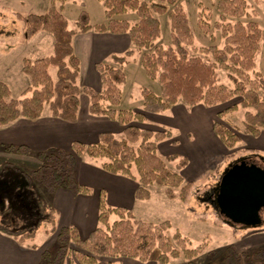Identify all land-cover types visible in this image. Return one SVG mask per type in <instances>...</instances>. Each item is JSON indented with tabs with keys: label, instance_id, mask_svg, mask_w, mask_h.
<instances>
[{
	"label": "trees",
	"instance_id": "16d2710c",
	"mask_svg": "<svg viewBox=\"0 0 264 264\" xmlns=\"http://www.w3.org/2000/svg\"><path fill=\"white\" fill-rule=\"evenodd\" d=\"M67 1L51 0L50 7L44 13L17 14V19L23 24L25 39L39 31L49 32L54 37V50L48 56L22 58L21 70L29 77V84L20 98L12 97L9 85L0 80V126L20 117L38 119L46 108L53 117L76 122L81 105L80 94L85 93L89 97L90 114L117 121L123 127V136L105 131L99 134L97 142L74 140L70 149L51 147L38 151L35 155L40 165L28 170L6 162L0 170V229L15 235L19 233L21 237L17 239L23 243L25 239L35 236L42 223H52L53 231H57V243L54 249L43 251L42 261L38 264H65V261L67 264H105L100 259L103 257L134 258L159 264L183 257L187 264H196L195 258L203 251V246L190 247L188 238L181 231L171 232L170 220L146 221L137 218L130 209L110 206L104 190L99 195L98 224L87 237H82L74 225L58 228L57 210L48 206L35 182L49 192L63 188L74 193L89 194L91 187L80 183L76 177L77 158L87 155L102 158L101 167L110 173L137 179L138 199L149 198L148 186L156 183L165 186L170 198L178 195L187 201L194 183L186 180L180 169L187 165L188 158L181 160L177 170L171 169L159 152V142L168 137V133L143 129L134 122L143 123L147 120V114L164 112L180 101L189 106H214L240 96L241 106L247 109L243 121L245 132L259 136L264 129V97L259 92L261 88L264 89V79L258 73V79L251 77L249 71L255 67V56L260 41L264 39V29L256 21L240 20L247 13L246 0H219L217 8L222 22H218L217 26L225 38V45L222 48L217 45L203 48L205 53L213 55L214 61H208L189 54L187 46L193 44L194 33L179 0H103L107 22L92 25L89 12L83 10L78 16V30L69 28L64 14ZM128 11L136 13V22L115 18ZM160 14H167L170 20L171 44L167 47L156 43L162 33ZM228 17L236 21H230ZM201 19L202 28L209 32L208 21ZM92 29L127 33L131 39V47L123 54H112V60L118 66L109 62L95 64L102 81L99 91L78 84L81 62L73 47L76 33ZM142 50L146 51L141 57V64L149 77L160 82L162 91L157 93L143 86L141 110L125 109L121 106V86L127 81L123 66L130 56ZM52 67L56 68L55 76L51 72ZM217 68L230 71L234 88L219 82ZM235 108L232 106L229 110ZM223 115V111L218 112L219 117ZM213 129L227 147H234L241 139L237 132L225 128L220 122L215 121ZM2 146L17 153L29 152L26 145ZM242 158L250 162L260 161V166L264 167V156L261 154H249ZM133 168L137 170V175L133 173ZM218 183L213 188L212 196L217 192ZM13 184L17 192H31L36 203L32 223L18 229L8 226L5 220V215L13 206L6 205L8 200L2 189L4 185L11 187ZM176 188L180 189L179 192ZM205 264H264V249L240 252L230 244L224 250L214 252Z\"/></svg>",
	"mask_w": 264,
	"mask_h": 264
},
{
	"label": "rangeland",
	"instance_id": "374dc122",
	"mask_svg": "<svg viewBox=\"0 0 264 264\" xmlns=\"http://www.w3.org/2000/svg\"><path fill=\"white\" fill-rule=\"evenodd\" d=\"M219 0H179L186 11L190 25L193 29L194 40L193 44L187 46L190 55H198L205 60L214 61L211 53H205L203 48L211 45H217L222 48L225 45V38L222 36L221 29L217 26L218 22H222L221 13L217 8ZM247 13L241 17L243 22L256 21L258 25L264 29V0H246ZM51 5V0H0V52H5L12 57L11 63L6 64V56L0 53V80L6 82L11 90L12 97L20 98L23 91L29 84V77L21 70L20 56L38 58L51 55L54 50V37L51 33L46 32V38L41 40H27L24 37L23 24L17 19V14H29L31 12L44 13ZM83 10H87L90 14V22L92 25L106 23L105 7L103 0H69L64 7V14L68 19L69 28L78 30V16ZM162 33L156 43L167 47L171 44V26L167 14L158 15ZM115 18L128 20L131 23L137 21V15L134 11H128L125 14H119ZM208 21L209 32H205L201 26V21ZM230 21H236L235 18L228 17ZM79 35V34H78ZM128 41V35L125 36ZM41 43V44H40ZM16 47V49H14ZM124 46L119 45L118 50L121 51ZM114 49V48H113ZM13 50V51H12ZM146 50L136 51L134 55L128 58V62L124 64V70L127 74V83L123 85L124 102L122 108L141 110L142 95L141 88L143 86L153 89L157 93H161L162 85L156 79L149 77L144 67L141 64V57ZM11 52V55H10ZM123 54V52H121ZM109 63L113 66H118L112 58ZM89 68V60L86 62ZM218 79L220 83L227 85L229 88H234L235 84L230 77V71L217 68ZM52 74L55 76L56 68H51ZM251 77L259 78L257 73L264 79V39L260 41V48L255 56V67L249 71ZM88 72H83L79 79L80 86L87 85ZM261 96L264 97V89L259 90ZM87 97V96H86ZM81 101H85V97H81ZM242 98L234 96L225 103H219L214 106H206L199 104L194 107L189 106L182 101L175 107L174 110L187 109L191 114L194 112L198 122V128L194 132H190L189 139H186V134L177 127L169 126L170 123L176 121V115L173 110L150 114L146 122H134L140 128L151 129L153 131H167L169 137L179 136L180 141L175 143V140H170L163 143L159 148L160 154L167 160L168 166L177 170L179 163L183 158H188L187 168L183 170V175L186 180H192L194 186L191 190L188 200H182L178 195L170 198L166 194L165 186L159 184H151L148 186L150 197L142 201L140 206H134L136 217L146 221L160 222L170 220L172 224L171 232L179 230L188 238L190 247L203 246V251L195 258L196 264H205L209 257L217 250H224L228 245L233 244L240 252H250L256 248L264 249V222L254 228L245 227L239 224H231L220 215L218 209L213 205L212 191L216 183L221 179L225 169L234 160L249 154L258 153L264 156V129L261 134L262 149H252L254 141L252 135L245 132L243 121L247 109L241 106ZM236 108L230 109L231 107ZM223 111L224 115L219 117L218 112ZM84 114V111L82 110ZM45 115H50L48 108L44 111ZM200 115L204 116L202 118ZM195 117V116H194ZM220 122L225 128L237 132L240 136V141L232 148L227 147L218 135L214 132V122ZM167 125L168 127L164 126ZM1 127V126H0ZM123 127H118L116 135L123 136ZM196 133V134H195ZM209 133V135H208ZM184 137V138H183ZM188 138V137H187ZM200 140L205 144L201 146ZM198 143L199 147L205 148V151L200 154L198 147L194 152V145ZM254 152V153H253ZM36 152L29 148V152L17 153L10 151L0 145V170L6 162H10L18 168L32 169L40 165L39 159L35 155ZM187 153V154H186ZM174 156V158H170ZM191 156V158H189ZM87 160L89 156L83 155ZM81 160L82 158H77ZM95 162L100 163L102 158H91ZM260 165V161H256ZM133 173L137 175V170L133 168ZM40 195L46 200L48 206L54 207V192H49L42 185L35 182ZM179 188L176 191L179 192ZM2 192H5L7 198V206H13V209L5 215V220L8 226L13 229H18L22 225L32 223L36 203L33 200L32 194L17 192L16 186H3ZM152 193V196H151ZM2 206V204L0 205ZM55 208V207H54ZM57 210V208H55ZM264 218V212L262 213ZM86 219H92L91 212L88 213ZM62 215L59 210L56 212V226L61 227ZM0 234L8 235L13 238H20L17 235L6 232L0 229ZM17 239V240H18ZM22 243V242H21ZM26 244H37L42 246V250L54 249L57 243V231H53V224L45 222L40 225L33 238H27L23 241ZM105 264H159L155 261L142 262L134 258H100ZM65 264L67 262L65 261ZM167 264H187V260L183 257L172 258Z\"/></svg>",
	"mask_w": 264,
	"mask_h": 264
},
{
	"label": "crops",
	"instance_id": "0c3cea01",
	"mask_svg": "<svg viewBox=\"0 0 264 264\" xmlns=\"http://www.w3.org/2000/svg\"><path fill=\"white\" fill-rule=\"evenodd\" d=\"M46 35L45 31H39L27 40H41L48 37ZM127 35L129 37L128 41L125 38ZM119 45L124 46L121 51L118 50ZM73 47L80 58V75L83 72L85 73V71L88 72V79L85 81L87 85L85 86L92 87L99 91L102 87V81L101 75L96 69L95 64L97 62L111 61L110 58H112V54L124 53L131 47V39L127 33L115 34L111 32H99L92 29L87 32L76 33L73 38ZM14 49H16V47ZM0 53L6 56V64H10L12 57L9 56L6 51ZM22 58L23 56H20V61ZM88 60L89 68L86 69V64H88L86 62ZM124 84L121 86L122 89ZM82 96L85 97V101H81L78 120L76 122L65 121L45 114L38 119L20 117L15 121L0 127V145H26L34 152L46 150L51 147L70 149L71 143L74 140H79L84 143H93L98 141L99 134L102 132H117L118 127L121 125L117 121L106 116L90 114L88 111L89 97L87 94L81 93L80 100ZM178 104L167 109L171 111L173 110V113L176 115L175 123L169 121L170 123L164 124L179 127L183 133L186 134L187 141L190 142L189 134L198 128L196 116L199 115H195L194 112H191L190 114L186 107L185 109L179 108V110H174ZM192 107L194 111V107L196 106ZM82 110L84 111V114L82 113ZM148 115L150 114H147V119L149 117ZM200 116L205 118L202 115ZM164 126L168 127L167 125ZM163 129L166 132H171L169 129ZM121 132H123V130ZM177 138H179V136L169 137L168 135V137L159 142V148H161L163 143H167L170 140H175L174 142L177 143L180 141ZM253 139L254 141L251 142L252 146L250 148L262 149L263 143L261 142V136H257ZM200 143L202 144L201 146L205 145V142L203 143L201 140ZM198 147L199 144L196 143L194 145V152L197 151ZM200 149H203L199 151L200 154L205 151V148L203 147ZM80 158L82 159H77L76 162L77 180L80 183L91 187L92 191L89 194H83L74 193L69 189H57L54 192L55 194L53 197L54 207L57 208L62 215V221L58 225H74L78 228L82 237H87L98 224L99 195L102 190L107 193V199L110 206L130 209L135 215L134 206H140L142 201L149 200L136 198V191L139 186L137 179L123 174L110 173L104 170L100 163L95 162L91 157L89 158L90 160L85 159L83 156ZM189 158H191V156ZM186 168L187 166L185 165V167L180 169L182 174L183 170ZM89 212H91L92 217L90 221L86 219ZM43 251L41 245L21 243L16 238L0 234V264H38L42 261Z\"/></svg>",
	"mask_w": 264,
	"mask_h": 264
},
{
	"label": "water",
	"instance_id": "95a60500",
	"mask_svg": "<svg viewBox=\"0 0 264 264\" xmlns=\"http://www.w3.org/2000/svg\"><path fill=\"white\" fill-rule=\"evenodd\" d=\"M213 205L233 224L260 226L264 222V167L245 158L230 164L217 185Z\"/></svg>",
	"mask_w": 264,
	"mask_h": 264
},
{
	"label": "flooded vegetation",
	"instance_id": "af4514ba",
	"mask_svg": "<svg viewBox=\"0 0 264 264\" xmlns=\"http://www.w3.org/2000/svg\"><path fill=\"white\" fill-rule=\"evenodd\" d=\"M212 193V192H211Z\"/></svg>",
	"mask_w": 264,
	"mask_h": 264
}]
</instances>
